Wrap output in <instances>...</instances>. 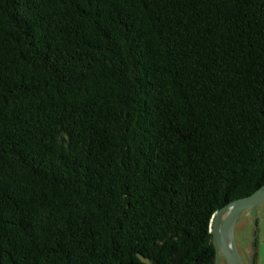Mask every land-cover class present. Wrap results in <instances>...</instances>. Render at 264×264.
I'll use <instances>...</instances> for the list:
<instances>
[{"label":"trees","instance_id":"trees-1","mask_svg":"<svg viewBox=\"0 0 264 264\" xmlns=\"http://www.w3.org/2000/svg\"><path fill=\"white\" fill-rule=\"evenodd\" d=\"M264 188V0H0V264H216Z\"/></svg>","mask_w":264,"mask_h":264},{"label":"water","instance_id":"water-1","mask_svg":"<svg viewBox=\"0 0 264 264\" xmlns=\"http://www.w3.org/2000/svg\"><path fill=\"white\" fill-rule=\"evenodd\" d=\"M264 203V188L236 200L219 210L213 220V234L229 264H245L235 238V227L241 214ZM225 216L221 222L222 217Z\"/></svg>","mask_w":264,"mask_h":264},{"label":"rangeland","instance_id":"rangeland-1","mask_svg":"<svg viewBox=\"0 0 264 264\" xmlns=\"http://www.w3.org/2000/svg\"><path fill=\"white\" fill-rule=\"evenodd\" d=\"M225 216L226 215L222 217L221 222L224 220ZM255 222H258V224L256 225ZM257 226L259 230L262 227V234H261L262 239L261 240H263L264 238V203L259 206H256L253 209L244 211L239 217L236 227H235L236 242H237V245L239 247V250L241 252V255H242V258L245 264H251V263L249 261V256L247 254V250L249 246L244 242V237H246L247 235H254L257 229ZM257 236H259V233L257 234ZM216 264H229L219 247H218V255H217Z\"/></svg>","mask_w":264,"mask_h":264},{"label":"crops","instance_id":"crops-1","mask_svg":"<svg viewBox=\"0 0 264 264\" xmlns=\"http://www.w3.org/2000/svg\"><path fill=\"white\" fill-rule=\"evenodd\" d=\"M255 223L256 225L258 224V222ZM260 230L257 226V229L255 231L256 236L254 234L244 237V242L249 246L247 254L249 256V261L251 264H264V238L263 240H261L262 227L260 228ZM257 231L259 233V236H257Z\"/></svg>","mask_w":264,"mask_h":264}]
</instances>
